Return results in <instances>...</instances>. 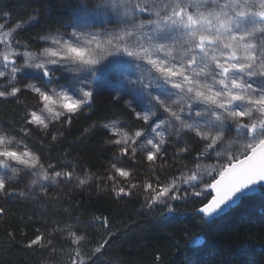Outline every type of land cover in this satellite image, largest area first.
Returning <instances> with one entry per match:
<instances>
[{"label": "snow or ice", "instance_id": "snow-or-ice-1", "mask_svg": "<svg viewBox=\"0 0 264 264\" xmlns=\"http://www.w3.org/2000/svg\"><path fill=\"white\" fill-rule=\"evenodd\" d=\"M38 16L0 10V106L19 109L0 121V219L11 201L55 208L94 188L169 220L197 204L203 230L264 196V0H70L33 34ZM81 118L91 123L76 135ZM94 137L104 172L60 150H91ZM80 208L24 247L97 264L113 221Z\"/></svg>", "mask_w": 264, "mask_h": 264}, {"label": "trees", "instance_id": "trees-1", "mask_svg": "<svg viewBox=\"0 0 264 264\" xmlns=\"http://www.w3.org/2000/svg\"><path fill=\"white\" fill-rule=\"evenodd\" d=\"M70 0H0V10L12 13L13 19L27 18L33 10L39 13L40 24L33 34L41 32L65 13V5ZM32 103V101H26ZM107 107V102L102 101ZM19 109L0 106V121L18 120ZM91 123L81 118L75 134ZM91 150L64 144L61 151L80 153L88 161L85 168L91 173L104 172L108 168L106 153L100 141H88ZM59 155L53 152V160ZM214 161H209V164ZM147 175V174H143ZM23 187V186H21ZM70 200L61 201L55 208H42L32 201H11L6 212L7 219H0V264H67L68 251L60 250L54 255L26 249L24 242L34 238L37 230L45 231L52 226V219L60 210L72 211L80 205V213L85 217L89 212L109 215L112 230L116 233L109 240L97 264H264V196L259 193L250 202L234 207L227 215L203 230L192 219L197 204H187L179 209L175 219L169 220L158 212L142 209V198L123 203H115L110 197L96 190H75ZM46 221V222H43ZM7 231H13L15 242L9 244L4 239ZM93 231L92 229L89 230ZM101 233L103 230H99ZM196 235L203 243L190 241ZM159 256V262L156 257Z\"/></svg>", "mask_w": 264, "mask_h": 264}, {"label": "rangeland", "instance_id": "rangeland-1", "mask_svg": "<svg viewBox=\"0 0 264 264\" xmlns=\"http://www.w3.org/2000/svg\"><path fill=\"white\" fill-rule=\"evenodd\" d=\"M89 189H91L92 191H94V190H95L94 188H89Z\"/></svg>", "mask_w": 264, "mask_h": 264}]
</instances>
